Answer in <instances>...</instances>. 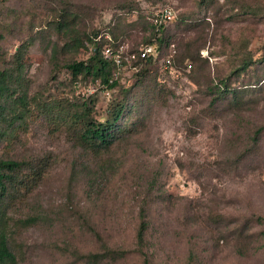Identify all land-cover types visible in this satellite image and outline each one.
<instances>
[{"label": "rangeland", "instance_id": "1", "mask_svg": "<svg viewBox=\"0 0 264 264\" xmlns=\"http://www.w3.org/2000/svg\"><path fill=\"white\" fill-rule=\"evenodd\" d=\"M167 6L155 62L71 75ZM0 34V158L39 173L6 218L16 264H264V0H0ZM118 107L112 144L84 145Z\"/></svg>", "mask_w": 264, "mask_h": 264}, {"label": "trees", "instance_id": "2", "mask_svg": "<svg viewBox=\"0 0 264 264\" xmlns=\"http://www.w3.org/2000/svg\"><path fill=\"white\" fill-rule=\"evenodd\" d=\"M167 23H160L159 25H154L150 21V27L152 31V39L145 43V45H153L155 53L149 55L145 59H137L134 62H143L145 64L155 62L157 60V51H159V41L160 35L166 28ZM0 38L2 35L0 34ZM111 49V53H115L118 48H114L110 45L102 47L96 46L92 50V55L88 59L74 61L68 63L66 67L69 69L71 75L76 78L79 75L87 74L92 75L94 79H99L100 83L105 89L113 88L118 84V78L120 75V69H118L114 60L111 56L106 57L103 54V49L105 47ZM140 49V48H139ZM129 51V52H138ZM127 52V53H129ZM123 51V55H125ZM126 63L124 62V65ZM248 66V63L244 65V68ZM9 75L5 70L0 71V97L8 95L10 90ZM121 107L115 108L113 111L111 119H106L105 121L94 120L84 118V124L82 127V132L80 134V139L82 143L88 147L99 149H104L109 147L118 131L119 126L116 124V121L121 115ZM85 113H87L85 111ZM24 167V162L13 160V159H2L0 158V264H16V255L10 249L8 245V233H7V221L6 218L10 212L12 202L18 199L16 196L17 192H20L22 188L28 190L31 188L32 184L37 175H33L31 180H16L18 172ZM15 184L16 191L11 193L10 188ZM13 188V189H14ZM8 200V201H7ZM10 218V216H9ZM28 220H33L32 217H28L24 222ZM255 222L258 224L264 225V217L256 216ZM145 223H141V228L139 231V238H142L143 229ZM90 258L93 261H100L102 256L98 253L91 254Z\"/></svg>", "mask_w": 264, "mask_h": 264}, {"label": "built area", "instance_id": "3", "mask_svg": "<svg viewBox=\"0 0 264 264\" xmlns=\"http://www.w3.org/2000/svg\"><path fill=\"white\" fill-rule=\"evenodd\" d=\"M175 17L174 11L172 7L167 6L162 9H160L158 12L156 11L154 15L151 17L150 21L154 25H159L160 23H169L171 22ZM155 49L153 45H144L140 47L138 52H129L123 55V50L118 49L115 53H111V49L107 46L103 49V54L108 57L111 56L114 60L115 64L117 65L118 69L123 67L124 62L126 64H130L134 60L137 59H145L149 55L154 54ZM165 65L171 64V59L169 56L165 57L163 59Z\"/></svg>", "mask_w": 264, "mask_h": 264}]
</instances>
